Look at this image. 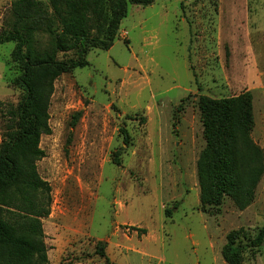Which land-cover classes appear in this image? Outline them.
<instances>
[{
	"label": "rangeland",
	"instance_id": "374dc122",
	"mask_svg": "<svg viewBox=\"0 0 264 264\" xmlns=\"http://www.w3.org/2000/svg\"><path fill=\"white\" fill-rule=\"evenodd\" d=\"M12 1L0 0V30ZM14 45L0 44V144L4 108L22 94ZM87 57L90 65L55 81L52 131L40 142L37 170L52 197L43 219L49 264H106L100 241L120 264H227L222 247L236 229L242 264H264V244L250 242L264 226V176L246 209L225 196L211 213L196 166L206 146L203 99L247 96L251 135L264 149V0L130 4L113 46Z\"/></svg>",
	"mask_w": 264,
	"mask_h": 264
},
{
	"label": "trees",
	"instance_id": "16d2710c",
	"mask_svg": "<svg viewBox=\"0 0 264 264\" xmlns=\"http://www.w3.org/2000/svg\"><path fill=\"white\" fill-rule=\"evenodd\" d=\"M154 0H13L0 30V44L14 42L11 58L19 73L13 80L22 90L16 105L7 104L4 139L0 144V264H49L43 219L51 213V187L38 170L44 156L43 134L51 133L49 107L55 81L64 73L90 65L93 48L110 49L128 15L130 4ZM74 56L60 58L59 53ZM206 146L197 160L200 203L213 213L229 196L244 210L252 204L264 176V149L252 137V109L242 100L201 101ZM80 115V113H77ZM124 144L130 135L121 128ZM122 148L112 161L120 165ZM176 207V204L175 206ZM173 209L167 208L170 216ZM144 231L143 229H141ZM241 229L231 230L222 247L227 264H242ZM264 244V226L250 240ZM97 253L106 264H120L106 255L102 241Z\"/></svg>",
	"mask_w": 264,
	"mask_h": 264
}]
</instances>
